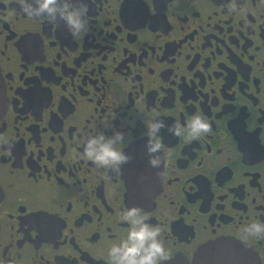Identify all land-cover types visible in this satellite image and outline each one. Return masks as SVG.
I'll list each match as a JSON object with an SVG mask.
<instances>
[{
	"label": "flooded vegetation",
	"instance_id": "flooded-vegetation-1",
	"mask_svg": "<svg viewBox=\"0 0 264 264\" xmlns=\"http://www.w3.org/2000/svg\"><path fill=\"white\" fill-rule=\"evenodd\" d=\"M88 17L74 38L0 0V259L109 264L139 207L169 247L161 264H198L216 242L264 264V239L240 234L264 221V0H96ZM196 114L208 133L168 131ZM114 129L142 153L99 168L86 140Z\"/></svg>",
	"mask_w": 264,
	"mask_h": 264
},
{
	"label": "clouds",
	"instance_id": "clouds-1",
	"mask_svg": "<svg viewBox=\"0 0 264 264\" xmlns=\"http://www.w3.org/2000/svg\"><path fill=\"white\" fill-rule=\"evenodd\" d=\"M20 10L29 18L44 19L56 22L61 19L65 22L68 31L74 38L83 36L89 31V2L96 0H17ZM235 9V4L231 6ZM163 121L153 120L148 123L146 144L148 153H156L160 143L156 139ZM168 131L180 136L187 134L190 139H197L210 131L209 122L200 114L187 119L186 128L176 121L167 125ZM125 140V133L113 130L111 135L99 132L88 137L85 143L84 156L99 168L119 169L130 157L121 145L130 142ZM149 163L153 167L160 165L156 156L150 155ZM119 219L128 222L126 236L118 243H113L108 249L109 264H161L170 255L169 247L161 238V228L147 222L148 214L139 207H131L120 215ZM244 239L249 237L264 239V221L252 220L240 229ZM0 264L6 262L0 259Z\"/></svg>",
	"mask_w": 264,
	"mask_h": 264
},
{
	"label": "water",
	"instance_id": "water-1",
	"mask_svg": "<svg viewBox=\"0 0 264 264\" xmlns=\"http://www.w3.org/2000/svg\"><path fill=\"white\" fill-rule=\"evenodd\" d=\"M4 109L5 103L0 93V114ZM138 149L140 150L137 152ZM141 151V147H134L127 154L132 159L134 155L141 154ZM143 151L145 152V149ZM251 258V254L244 249L225 242L206 245L200 249L197 255L198 264H250Z\"/></svg>",
	"mask_w": 264,
	"mask_h": 264
}]
</instances>
